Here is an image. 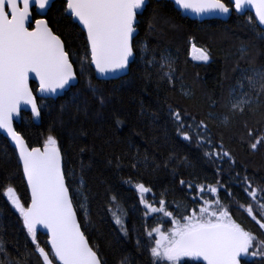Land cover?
Instances as JSON below:
<instances>
[{
  "label": "trees",
  "instance_id": "obj_1",
  "mask_svg": "<svg viewBox=\"0 0 264 264\" xmlns=\"http://www.w3.org/2000/svg\"><path fill=\"white\" fill-rule=\"evenodd\" d=\"M64 6L65 0L53 3L46 15L48 24L65 40L66 47L71 45L74 60L83 58L86 34L63 11ZM154 15L157 20L150 30ZM248 16L255 18L250 12H234L227 21L200 22L183 16L172 1L150 0L138 16L139 33L134 38L136 57L126 73L104 77L92 67L80 76L79 66L74 64L79 77L75 87L56 100L38 99L47 105L42 107L40 124L34 123L29 112L22 113L23 119L16 128L30 146L40 147L47 135L57 138L70 189L87 196L86 217L77 207L81 228L104 264H121L124 257L129 264H153L145 243L148 239L145 227L170 224L167 218L158 219V214L147 217L146 222L142 219L143 205L134 187L137 182L152 189V193L145 194L149 202H153V195L160 198L164 194L169 202L195 207L191 197L198 195L197 190H189L179 181L214 184L220 179L231 188L230 199L223 190L220 198L230 205L234 219L264 239V230L243 209L237 211L233 203L249 202L237 173L240 177L246 176L254 186H264V143L255 150L251 148L256 139L264 137V94H259L257 102L258 93L250 91L244 79L254 69H264V27L258 22L249 23ZM193 44L208 49L211 59L206 63L194 60ZM161 56H169L174 61V84L162 75L167 68L162 70L158 64L148 63L153 57L159 61ZM89 77L106 98L103 106L87 87ZM238 81L244 83L243 91L253 99L250 110L246 109L243 114L231 110L232 90ZM33 87L36 91L35 84ZM240 94L237 88L236 96ZM74 96L81 100L74 102ZM85 100L87 112L83 108ZM169 106L181 113L186 125L203 121L212 145L197 144L195 127L184 129L192 136L190 141L184 140ZM220 144L234 158V165L227 158L212 160L204 155L206 151H219ZM218 168L221 169L219 176ZM129 180L131 183H126ZM7 186L15 187L26 204L30 202L18 154L0 133V193ZM111 195L117 196L120 209L127 210V237L106 210ZM80 202L81 198L74 195V205ZM174 209V204L169 207L170 211ZM174 215L178 214L174 211ZM37 239L51 253L47 235L37 231ZM137 239L141 241L139 248ZM0 240L6 250L0 253V264L15 261L42 264L22 218L2 194ZM185 261L204 264L190 258ZM244 261L264 264L259 257L243 258L242 264Z\"/></svg>",
  "mask_w": 264,
  "mask_h": 264
},
{
  "label": "snow or ice",
  "instance_id": "obj_2",
  "mask_svg": "<svg viewBox=\"0 0 264 264\" xmlns=\"http://www.w3.org/2000/svg\"><path fill=\"white\" fill-rule=\"evenodd\" d=\"M50 2L0 0V130L15 145L23 175L31 190V200L26 204L12 186H7L0 194L18 211L42 264H104L81 230L77 207L86 217L87 196L79 190L70 189L57 138L47 135L40 147H32L24 134L17 130L15 121L17 118L23 119V106L30 107L31 117L36 119L41 118L42 107H47L38 102L37 94L30 86L31 74L38 80L37 90L43 101L65 89L71 90L79 83L78 70L74 64H78L80 76L92 70V66L96 73L104 77L126 73L130 62L136 57L134 37L138 15L147 6V0H65L63 11L82 25L81 31L86 33L85 55L76 60L73 59L71 45L66 47L65 40L49 27L48 21L35 18L33 5L43 11L50 6ZM173 3L180 9L198 15H227L233 11L244 13L245 9L251 8L254 9L255 18L248 16L249 23L258 21V25L264 26V0H173ZM156 20L154 15L150 30L154 29ZM192 47L194 59L205 63L211 59L208 49L197 48L195 44ZM148 63L158 64L162 70L167 68L168 71L162 72V75L170 84H174L175 68L171 57L161 56L159 61L153 57ZM244 79L249 90L258 93L256 101L259 102V94H264V69H254L253 74ZM87 87L103 106L106 98L90 77ZM237 88L241 91L239 97L236 96ZM243 89L244 83L238 81L232 90L231 110L240 114L246 109L250 110L253 104V99ZM73 100L79 102L81 97L74 96ZM83 108L87 112L86 100L83 101ZM169 109L184 140L192 139L184 129L195 127L197 144L212 145L211 138L206 135L207 125L203 121L186 125L179 111L172 110L171 106ZM261 143H264V137L256 139L251 148L255 150ZM219 149L206 151L204 155L212 160L227 158L233 165L236 163L231 154L223 150V144L219 145ZM220 171L218 168V176ZM236 175L249 198L246 205L233 201L236 210L243 209L264 230V186H254L246 176ZM126 183H131V180ZM179 183L189 190H197L198 195L191 197L195 207L169 202L164 194L160 198L153 195V202H149L145 194L152 193V189L143 182H137L134 186L139 194V203L143 205L142 219L146 222L147 217L158 214V219L167 218L172 225L167 229L163 223L145 227L148 238L145 243L153 264H186L185 258L203 261L204 264H242L245 257H259L264 261V239L238 223L230 205L220 198L221 190L225 192L226 198L232 197L228 184L222 183L220 179L214 184H193L185 180ZM74 195L81 198L78 205L73 203ZM173 204L178 215L169 210ZM113 208L116 210L113 211ZM255 209H258V213ZM106 210L119 231L127 237V210L120 209L116 195L109 197ZM38 226L48 230L51 256L37 239ZM136 244L138 248L141 246L140 239H137ZM5 251L4 242L0 240V253ZM14 264H19V261ZM121 264H129L128 258L124 257ZM244 264L248 262L244 261Z\"/></svg>",
  "mask_w": 264,
  "mask_h": 264
},
{
  "label": "water",
  "instance_id": "obj_3",
  "mask_svg": "<svg viewBox=\"0 0 264 264\" xmlns=\"http://www.w3.org/2000/svg\"><path fill=\"white\" fill-rule=\"evenodd\" d=\"M55 1H57V0H51V2H50V6H49L48 8H46L45 10H43V11L37 9V8L35 7V5H33V8H35L37 14H38L39 16H41L40 19H46V20H47L46 15H47L49 9L51 8V6L53 5V3H54ZM168 1H172V2H173V0H168ZM149 2H150V0H147V5H148ZM173 4H174V3H173ZM174 6H175V8H176L177 10H179V11L182 13L183 16L190 17L191 19H193V20H198V21H200V22H201V21H205V20H211V19H219V20H222V21H227V20L232 16V14L235 12V11H233V12L227 14V15L219 14V13H206V14L198 15V14H196V13H194V12H191L190 10H187V11H186V10L180 9V8H179L178 6H176L175 4H174ZM146 7H147V6H146ZM146 7L142 10L141 14L144 12V10L146 9ZM246 12H250V13H252V14L255 16V14H254V9H251V8L245 9V12H244V13H240V14H245ZM139 15H140V14H139ZM139 15H138V16H139ZM73 21L76 22V23L79 25V23H78L77 21H75L74 19H73ZM257 22H258V21H257ZM138 24H139V18H138ZM79 26H80L81 29H82V25H79ZM49 27H50V26H49ZM263 27H264V26H263ZM138 33H139V29H138V27H137V33L135 34V37H136V35H137ZM85 34H86V33H85ZM135 37H134V38H135ZM132 62H133V61H132ZM132 62H130V65H131ZM130 65H129V67H130ZM74 67H75V66H74ZM92 67L94 68V66H92ZM128 70H129V69H128ZM128 70H127V71H128ZM78 80H79V77H78ZM33 84H35L36 87L38 88V80H36L34 74H31L30 86L33 88L34 93L37 94V98L39 99L40 96H41V94L38 92L37 89H36V91H35V89H34V87H33ZM77 84H78V83H77ZM77 84H76V85H77ZM67 91H69V90H68V89H65L63 92H60V93H58V94L55 95V96H49L48 98H52V99H55V100H56V99H58L59 97L64 96L65 93H66ZM24 111L30 113V107H28V106H23V107H22V113H23ZM32 119H33L34 123H36V124H40V123H41V118H40V119H36V118L32 117ZM21 121H22V119L17 118V120L15 121V126H16V124H20ZM0 133H1L5 138H7V140L9 141V143L15 148V145H14V143L11 142L10 137H8V136L6 135V133L3 132V130H0ZM15 150H16V148H15ZM16 152H17V150H16ZM17 154H18V152H17ZM20 164H21V163H20ZM21 166H22V164H21ZM63 166H64V163H63ZM24 179H25L26 184H27V180H26L25 177H24ZM27 187H28V185H27ZM28 190H29V193H30V200H31V190H30L29 187H28ZM29 203H30V202H29ZM77 219L79 220L78 215H77ZM79 222H80V221H79ZM81 230H82V228H81ZM38 231H40V232L44 233L45 235H47V237H48V239H47V243H48V240H49L48 230L45 229V228H43V226H38ZM82 231H83V230H82ZM90 245H91V244H90ZM48 246H49V248H50V244H48ZM94 250H95V249H94ZM98 255H99V254H98Z\"/></svg>",
  "mask_w": 264,
  "mask_h": 264
},
{
  "label": "rangeland",
  "instance_id": "obj_4",
  "mask_svg": "<svg viewBox=\"0 0 264 264\" xmlns=\"http://www.w3.org/2000/svg\"><path fill=\"white\" fill-rule=\"evenodd\" d=\"M197 48H200V47H197ZM194 55H195V53L193 52V47L191 48V57L194 59ZM194 60H196V59H194ZM196 61H198V60H196ZM201 62V61H200ZM172 225H171V223L169 224V225H164V228L165 229H167V228H170ZM258 236H260V235H258ZM261 238V237H260ZM262 239V238H261ZM50 256H51V253H50ZM245 258H247V259H251L252 257H245ZM185 259H187V258H185ZM54 264H55V262H54Z\"/></svg>",
  "mask_w": 264,
  "mask_h": 264
},
{
  "label": "flooded vegetation",
  "instance_id": "obj_5",
  "mask_svg": "<svg viewBox=\"0 0 264 264\" xmlns=\"http://www.w3.org/2000/svg\"><path fill=\"white\" fill-rule=\"evenodd\" d=\"M33 13H34V15H35V18H37V19H40V18H41V16H39V15L37 14L35 8H33Z\"/></svg>",
  "mask_w": 264,
  "mask_h": 264
}]
</instances>
